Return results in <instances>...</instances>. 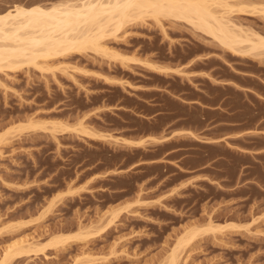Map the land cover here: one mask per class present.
<instances>
[{
	"label": "rangeland",
	"instance_id": "obj_1",
	"mask_svg": "<svg viewBox=\"0 0 264 264\" xmlns=\"http://www.w3.org/2000/svg\"><path fill=\"white\" fill-rule=\"evenodd\" d=\"M65 1L0 0V14ZM217 1L213 10L232 4L227 19L264 37V0ZM194 28L147 17L102 42L119 59L74 53L0 70V262L6 247L27 240L29 253L8 264H165L196 230L178 264H264V200L239 197L255 189L192 183L173 167L163 176L159 164L131 168L141 151L115 136L135 123L113 105L126 103L131 89L166 82L152 70L184 72L204 53L217 54L218 71L249 61ZM256 51L251 56L264 61V48ZM173 85L182 88L178 79ZM82 230L95 236L33 252Z\"/></svg>",
	"mask_w": 264,
	"mask_h": 264
},
{
	"label": "crops",
	"instance_id": "obj_2",
	"mask_svg": "<svg viewBox=\"0 0 264 264\" xmlns=\"http://www.w3.org/2000/svg\"><path fill=\"white\" fill-rule=\"evenodd\" d=\"M215 55L193 58L184 72L152 70L166 82L139 85L126 103L113 105L135 123L115 136L141 151L131 168L159 164L168 176L173 167L187 174L185 181L237 184L256 192L239 197L264 200V61L238 54L249 61L218 71Z\"/></svg>",
	"mask_w": 264,
	"mask_h": 264
},
{
	"label": "bare ground",
	"instance_id": "obj_3",
	"mask_svg": "<svg viewBox=\"0 0 264 264\" xmlns=\"http://www.w3.org/2000/svg\"><path fill=\"white\" fill-rule=\"evenodd\" d=\"M217 2V0H70L50 6L15 5L13 9L0 14V70L4 67L19 69L25 64H35L34 66L38 67L36 63L38 58L47 59L87 52L107 53L103 41L117 37L125 28L145 21L147 17L156 20L172 18L187 22L199 31L211 35L227 49L243 55L264 48L263 36L250 34L229 20L228 13L233 12L231 9L235 6L223 3L226 11L230 8L229 12L227 13L225 9V13L223 10L218 12L212 9L213 4L217 5ZM220 3L219 5H222ZM242 8L238 9L243 10ZM225 14L228 16L225 17ZM107 54L112 57L116 55ZM118 57L120 55L117 54L114 59H119ZM117 214L116 212L114 217ZM109 224L111 222L98 230L97 234L106 232ZM85 231H79L71 237L56 235L33 252L45 253L47 249L68 244L73 238L82 240L94 235L91 230ZM190 233L192 234H184L185 237L180 238L177 248L171 252L165 264H178L180 249L183 251V247L186 248V245L197 237L196 230L195 234L192 231ZM26 241H19L22 243L6 247L0 264H8L14 257L29 253L31 249L24 246Z\"/></svg>",
	"mask_w": 264,
	"mask_h": 264
}]
</instances>
